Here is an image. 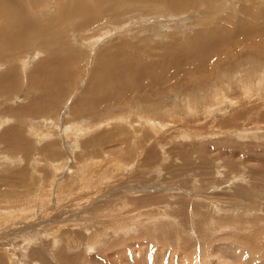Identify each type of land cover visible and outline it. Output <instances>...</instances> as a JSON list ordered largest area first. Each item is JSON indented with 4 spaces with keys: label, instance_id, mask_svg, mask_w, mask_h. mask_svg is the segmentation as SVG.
<instances>
[{
    "label": "rangeland",
    "instance_id": "1",
    "mask_svg": "<svg viewBox=\"0 0 264 264\" xmlns=\"http://www.w3.org/2000/svg\"><path fill=\"white\" fill-rule=\"evenodd\" d=\"M182 1L22 0L28 42L0 49V264H264V0ZM200 31L215 47L187 50ZM60 62L49 89L37 71Z\"/></svg>",
    "mask_w": 264,
    "mask_h": 264
},
{
    "label": "bare ground",
    "instance_id": "2",
    "mask_svg": "<svg viewBox=\"0 0 264 264\" xmlns=\"http://www.w3.org/2000/svg\"><path fill=\"white\" fill-rule=\"evenodd\" d=\"M27 1H29L31 4H34V2H33V0H32V2H31V0H27ZM183 1H188V0H183ZM182 1V2H183ZM89 2V1H88ZM87 2V3H88ZM26 3H28V2H26ZM59 3V2H58ZM190 3V2H189ZM22 4V0H0V49H5V50H7V51H11V50H15V49H19L24 43H26V42H28V40L26 41V39H22V37H23V34L25 35V25H17V21H16V19H17V16H20V14L23 16V14L24 15H26V14H29V13H20V10H21V5ZM57 3H54V5H56ZM83 4V3H82ZM81 4V5H82ZM179 4V3H178ZM178 4H177V7H178ZM183 5H184V3H182ZM26 5H25V1H24V7H25ZM31 6V5H30ZM33 6V5H32ZM32 6L31 7H29V5H28V7L29 8H32ZM179 6H181V4L179 5ZM36 7V6H35ZM38 7V6H37ZM176 7V8H177ZM34 8V7H33ZM47 8V7H46ZM53 8V7H52ZM80 8H83V7H80ZM84 8H85V6H84ZM86 8H88V5H86ZM35 9V8H34ZM32 11H33V9H31ZM34 16V15H33ZM21 22H19V24H20ZM26 23V22H25ZM24 23V24H25ZM17 28L18 29H21V30H23V31H17ZM41 28V27H40ZM9 32H13V34H10V35H8V33ZM233 33H232V31H230V30H228V31H226V32H224V33H221V38H220V42L219 43H223V42H226V41H228V39L227 38H229L231 35H232ZM15 36H16V38H15ZM197 36L199 37V38H195L192 42H190V44L189 45H185V47H186V49L188 50H192V51H200V52H207V51H210L211 49H213L214 47H215V45H216V43L218 42V39L219 38H215L214 37V33L213 32H206V31H200V32H198L197 33ZM218 43V44H219ZM217 44V45H218ZM4 54H7V52H4ZM198 55H200V54H197L196 56H198ZM9 57V58H8ZM4 58H8L7 59V63L5 62V60L4 61H2V60H0V67H1V65H10V63H11V61H12V56L10 57L9 55L8 56H6V57H4ZM112 58V61H109V62H107V60H105V61H102L101 63H102V65H104L105 67H106V74H108V71L109 70H111L112 72H114V75L116 76V79H118V78H122V79H124L125 80V78H126V75H125V73L124 72H115L113 69V65L114 64H116L117 62H119V60H117L115 57H111ZM122 59L124 60V62H126L127 61V63L129 62L128 61V59H126V57H124V58H121V61H122ZM120 61V62H121ZM23 62H24V60H22V64H23ZM45 62V61H44ZM58 62V61H57ZM100 63V64H101ZM121 63H123V62H121ZM55 64H56V62H55ZM99 64V65H100ZM63 63L62 62H60V63H57V66H56V69H55V74L53 75L52 73H48V74H46L45 76H42V73H41V71H45V70H43V69H40L41 71H37V73L39 74V75H37V79H42V80H44V81H46V82H48V84L49 83H51V84H49L50 86H49V89H54L56 86H58V85H60L62 82H61V80H60V78H59V72H58V70L59 69H61L62 67H63ZM12 68H14V66L12 65L11 67H8V68H6V70L5 71H3V72H1L0 73V91L2 90H4V88H3V86L8 82V80H6V78L8 77V79H11V76L12 75H14V71L12 70ZM59 68V69H58ZM104 68V67H103ZM52 69V67L50 68V70ZM246 70V69H245ZM53 72V73H54ZM66 73H68V72H66ZM104 73H105V71H104ZM133 73L135 74V76H136V72H135V70L133 71ZM70 74V73H69ZM98 74H101V72H98ZM34 74H31V76H33ZM95 75V74H94ZM29 75L27 74V77H28ZM29 77V81H35V82H38V84H41V82H39V81H37V80H35L36 79V77ZM71 76V75H70ZM109 76V75H108ZM14 77V76H13ZM96 78V77H95ZM99 78V77H98ZM70 79V78H69ZM258 80H260V78L258 79ZM15 81V80H14ZM50 81V82H49ZM99 83L100 84H103L104 86H102L101 85V87L99 86L98 88H95L94 87V92H97V94H95L94 92H91V96H93L94 97V99L95 100H93V101H91L92 102V104H94V103H96L97 102V100L98 99H100V97H99V92H101L102 91V87L103 88H105L104 89V92L103 93H105V96H110L111 94H112V90H110V88L112 87V86H109V87H107L109 84V79L107 78V76L105 75V77H104V74H103V76L99 79ZM260 82V81H259ZM250 83V82H249ZM12 84V83H11ZM32 84V83H31ZM44 84V83H43ZM107 84V85H106ZM44 85H46V84H44ZM248 86V85H247ZM28 87V86H27ZM49 89H47L48 90V94L49 95H51L52 94V91L51 90H49ZM65 89V88H64ZM93 90V89H92ZM58 91V90H57ZM102 97V96H101ZM112 97V96H111ZM114 97V96H113ZM50 98H52V95L50 96ZM55 98V97H54ZM98 98V99H97ZM39 100H46L47 98H44V94H42V95H40L39 96V98H38ZM105 99V98H104ZM11 101V100H10ZM103 101V100H102ZM99 102V101H98ZM43 103V102H42ZM91 104V103H90ZM28 107H30V106H28ZM32 107H30V109H31ZM16 110L17 109H13V108H11L10 106H9V111H15L16 112ZM32 110V109H31ZM36 110V109H35ZM34 110V111H35ZM18 111V110H17ZM19 112V111H18ZM41 112V111H40ZM9 116V115H8ZM119 119V118H118ZM3 120V119H2ZM21 120V119H20ZM27 120V119H26ZM8 121V120H7ZM53 121V120H52ZM2 122V121H1ZM5 122H6V120H5ZM147 121H144V123H146ZM8 123V122H7ZM6 124V123H5ZM16 124V123H15ZM44 124V123H43ZM51 124V123H50ZM99 124V123H98ZM39 125V124H38ZM44 125H46V124H44ZM52 125V124H51ZM81 125V124H80ZM80 125H78V124H75L74 126H72V124H69V125H67L66 126V128H65V131L67 130V133H68V137H69V135L71 134V133H76V132H79L78 130H81V132H80V134H82V130L84 129L83 128V126H82V129L80 128L81 126ZM94 126V125H93ZM92 126V127H93ZM100 127V126H99ZM153 127H155V130H156V128H158L157 126H156V124L153 126ZM10 129V128H9ZM16 128L14 127V129L13 130H15ZM49 129V128H48ZM12 130V129H11ZM86 130H87V127H86ZM85 130V131H86ZM7 134H8V131H5ZM16 132H18L17 130H16ZM47 132V131H46ZM11 133V132H10ZM50 132H47V135L45 136L44 134H42V133H40V136H42V137H44V138H50V139H52L53 138V136H51L50 134H49ZM85 133V132H84ZM6 134V135H7ZM81 136V135H80ZM43 139V138H42ZM14 140V139H13ZM7 141H9V140H7ZM10 142V141H9ZM16 143V142H15ZM22 143H18V145H21ZM51 147L52 146H54V145H56V143L55 142H52V143H50L49 144ZM15 146H16V144H15ZM14 146V147H15ZM16 147H18V146H16ZM45 147V146H44ZM75 147V146H74ZM52 150V152H53V147L51 148ZM12 150V149H11ZM54 150H56V149H54ZM15 152V151H14ZM12 154V153H11ZM51 154H53V153H51ZM8 155V154H7ZM7 155H5V157L7 156ZM9 156H10V154H9ZM20 157V156H19ZM6 158H8V157H6ZM17 159H19L20 160V158H17ZM12 160V159H11ZM92 160V159H91ZM91 160H89V163H90V161ZM37 161V160H36ZM22 162V161H21ZM95 162V161H94ZM50 165H51V168H52V166H53V169L55 170V172L56 171H58V169H60L61 167H62V165H61V167H60V164L59 163H50ZM80 178V177H79ZM82 180V179H81ZM80 181V180H79ZM86 186V184L85 183H82V187H85ZM45 193V192H44ZM27 198V197H26ZM12 200V199H11ZM17 202H19V201H17ZM18 207H20V206H18ZM27 207V206H26ZM13 208V207H12ZM19 211L20 210H25V209H23V207L21 208H19L18 209ZM14 211V210H13ZM13 211H11V209H8V208H5V209H2V210H0V214H3V216H12V212ZM2 216V217H3ZM14 217V216H13ZM2 219V218H1Z\"/></svg>",
    "mask_w": 264,
    "mask_h": 264
}]
</instances>
